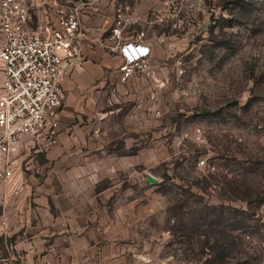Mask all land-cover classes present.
I'll return each instance as SVG.
<instances>
[{
    "label": "crops",
    "instance_id": "obj_1",
    "mask_svg": "<svg viewBox=\"0 0 264 264\" xmlns=\"http://www.w3.org/2000/svg\"><path fill=\"white\" fill-rule=\"evenodd\" d=\"M75 1L35 0L30 26H54L58 6ZM161 6L159 0H101L84 8L80 65L63 80L57 143L24 137L10 156V178L0 153V264H159L157 253H138L112 216L134 210L128 182L142 184V169L159 163L158 126L178 97L177 61L193 50V20L156 23ZM119 9L139 18L122 38L145 32L152 76L122 80L124 57L111 32ZM207 14L196 26L203 37ZM3 76L0 62V87Z\"/></svg>",
    "mask_w": 264,
    "mask_h": 264
},
{
    "label": "rangeland",
    "instance_id": "obj_2",
    "mask_svg": "<svg viewBox=\"0 0 264 264\" xmlns=\"http://www.w3.org/2000/svg\"><path fill=\"white\" fill-rule=\"evenodd\" d=\"M198 1L159 163L128 182L137 205L113 224L159 264H264V0ZM203 11L215 22L204 37Z\"/></svg>",
    "mask_w": 264,
    "mask_h": 264
},
{
    "label": "built area",
    "instance_id": "obj_3",
    "mask_svg": "<svg viewBox=\"0 0 264 264\" xmlns=\"http://www.w3.org/2000/svg\"><path fill=\"white\" fill-rule=\"evenodd\" d=\"M57 2V0H51ZM101 0H76L72 6H58L56 24L30 26L35 0H0V62L3 81L0 87V153L7 167L5 178L14 175L10 156L26 136H43L48 146L58 139L61 110L64 104L63 80L67 71L77 69L81 59V39L84 35L82 13L89 5ZM198 0H159L161 8L153 13V21L160 24L177 22L182 17L191 21ZM209 13V12H208ZM210 16V13H209ZM139 18L119 9L111 30L115 48L124 61L119 66L122 80L152 76L150 48L142 45L145 32L140 31L129 41H123V29L138 24ZM209 22L214 24V20ZM194 33H191L190 38ZM178 73H183L177 61ZM192 85V82H189ZM182 94L189 95L186 90ZM197 139L202 131L197 130ZM207 158L199 165L205 167Z\"/></svg>",
    "mask_w": 264,
    "mask_h": 264
},
{
    "label": "water",
    "instance_id": "obj_4",
    "mask_svg": "<svg viewBox=\"0 0 264 264\" xmlns=\"http://www.w3.org/2000/svg\"><path fill=\"white\" fill-rule=\"evenodd\" d=\"M202 30H205V26L204 27H202ZM148 179H149V181H153V178H152V176H148Z\"/></svg>",
    "mask_w": 264,
    "mask_h": 264
}]
</instances>
